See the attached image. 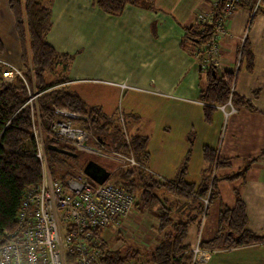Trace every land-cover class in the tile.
Returning a JSON list of instances; mask_svg holds the SVG:
<instances>
[{
  "label": "trees",
  "instance_id": "trees-1",
  "mask_svg": "<svg viewBox=\"0 0 264 264\" xmlns=\"http://www.w3.org/2000/svg\"><path fill=\"white\" fill-rule=\"evenodd\" d=\"M228 1L230 0L219 1L214 9L216 18ZM94 2L101 11L115 14L122 12L127 6L153 9L154 0H94ZM7 3L14 17L23 78L16 76L13 81L1 84L2 72L8 66L0 63V236L4 230H11L15 226V217L24 188L38 184L42 175L40 162L35 156L36 143L31 125V112L29 106L25 105L28 98L27 83L30 89L34 88L39 93L37 105L50 172L55 176L63 177L67 173L62 172L60 168L56 169L55 165L63 167L62 165L72 164L82 167L87 160L93 159L86 154L76 152L70 145L52 136L51 124L57 117L54 107L67 108L88 116L89 128L101 143L124 154H128L130 150L137 162V165L117 167L110 178L115 184L133 193L136 209L155 212L157 220L155 230L159 238L149 253L147 262L189 264V247L184 242L189 225L195 221L199 224L200 216L205 211L201 199L208 193V205L205 211L207 213L209 206L219 198L218 183L222 180L232 181L241 176L248 165L243 171L234 174L212 175L215 169L225 167L229 163L220 158L215 149L205 145L202 147V154L207 163L206 175L199 184L187 182L185 175L193 138L190 136L187 139L189 148L176 177L168 180L155 179L147 169L150 159L147 150L148 138L137 133L129 134L126 128L123 129L118 121V112L106 114L99 106L88 105L69 88L71 78L58 70L60 66H62L61 70L67 69L70 56L67 53L60 54L46 39L52 25L51 8L41 0H7ZM236 3L237 7L244 8L253 15L258 12L264 14V0H238ZM212 28V26L206 27L201 31L200 26L196 24L186 29L183 39L198 46L209 40ZM237 53L239 61L235 71L225 72L221 76L212 66H207V85L199 94V100L204 104L206 122L211 120L213 106L222 105L229 99V85L238 69L243 67L249 72L254 69V55L247 37L238 47ZM254 94L256 96V92ZM230 99L232 106L236 108L254 109L249 100L235 93H232ZM48 146L74 152L76 156L61 154ZM66 157L70 159L67 160ZM261 157H264V153ZM253 161L254 159L249 160V162ZM115 167L116 165L111 169ZM66 170L71 172L72 169ZM164 192L169 196L176 195L190 205L196 203L195 208H191L194 213L190 215L187 212L183 220H175L172 212L178 202H170L164 196ZM235 193L237 197L233 206L221 205L214 236L208 241H201L202 248L211 251L264 242V236L247 227L245 205L236 190ZM139 252L130 246L123 250H112L105 240L100 244L103 264H122L137 257Z\"/></svg>",
  "mask_w": 264,
  "mask_h": 264
},
{
  "label": "crops",
  "instance_id": "crops-1",
  "mask_svg": "<svg viewBox=\"0 0 264 264\" xmlns=\"http://www.w3.org/2000/svg\"><path fill=\"white\" fill-rule=\"evenodd\" d=\"M46 2L54 6L56 11L54 13L58 15L57 21L85 17L90 25L91 22L97 24L102 20L109 31L112 28H118L126 30V33L131 32L136 35L140 42L133 53L137 56L135 61L137 69L124 57L123 59L117 57L119 60L111 64L106 61L103 63L104 67L112 66L111 69L119 70L122 73V75L115 76L114 80H121L120 78L127 76L126 66L131 64L134 79L146 95L187 101L193 103L190 105L195 104L200 108L201 117L197 122L188 117V111L176 112V114L184 115L190 121L188 120L189 122L183 127L179 125V137L176 130V136L179 139L174 142L177 149L176 155L170 163L172 167L162 172L155 160L150 158L147 164L149 171L173 177L179 164L185 158L189 148L187 139L190 136L193 138L185 175L187 182L199 184L206 175L207 163L202 154V147L205 145L215 149L217 155L229 163L225 167L215 169L213 174L216 176L243 171L248 165L241 176L232 181L222 180L218 183L219 198L209 206L202 222L198 224L195 221L189 225L184 243L190 248L198 237L204 242L214 236L219 209L221 205H234L237 197L235 190L245 205L247 227L264 236V157H261V154L264 153V16H257V13L253 15L250 11L237 7L227 19L228 34L220 39L221 67L217 72L219 71L218 75L221 76L225 72L234 70L238 57L237 49L242 39L247 37L251 43L254 69L252 72L243 67L238 69L235 73L234 93L249 100L254 109L236 108L224 103L223 106H213L211 120L206 122L203 112L204 104L200 102L199 94L207 85V65L203 62L202 55L193 54L195 45L183 38L186 29L197 24L195 13L199 8L208 6L207 0H154L153 9L127 6L122 12L115 14L101 11L94 0H46ZM51 12H53L52 9ZM51 26H53V19ZM57 26L58 23L51 27L46 36L51 45L49 36L51 35V38L55 39V35L50 33ZM74 34L77 39H87L85 38L87 34H80L76 31ZM88 36L89 38L93 36L91 29L88 30ZM0 63L22 68L20 46L14 29V17L8 8L7 0H0ZM78 78L80 77L71 78L69 88L85 101L87 99L85 92L72 89V84L77 83L73 81ZM93 105L99 106L105 113L102 106ZM115 112L113 110L106 114ZM218 126L220 128L224 126V136L219 146L216 136L212 137L211 134L213 127ZM135 133L149 139V132L144 129L141 131L137 128ZM147 150L149 155L154 156V151H151L148 141ZM196 159L197 163L193 161ZM250 159H254V161L249 162ZM190 177L193 179H189ZM166 197L170 202H178L172 212V217L176 220H183L187 212L190 215L194 213L191 208H195L196 203L190 205L186 200L176 195ZM134 210L138 211V219L134 216ZM127 222L131 223L132 230H134V226L137 227V232L142 230L138 233L144 236L143 239L134 237V244L140 248V251L150 253L159 238L155 230L157 224L155 212L134 207ZM155 235L156 239L152 241L151 239L155 238ZM126 236H130V234L126 233ZM112 245L110 248L114 250V245ZM123 249L124 247L120 243L115 250ZM147 258L149 259V254ZM208 264H264V242L211 250Z\"/></svg>",
  "mask_w": 264,
  "mask_h": 264
},
{
  "label": "built area",
  "instance_id": "built-area-1",
  "mask_svg": "<svg viewBox=\"0 0 264 264\" xmlns=\"http://www.w3.org/2000/svg\"><path fill=\"white\" fill-rule=\"evenodd\" d=\"M220 0H207V7L195 13L196 23L201 31L213 27L209 40L195 46L194 55H202L203 62L218 70L220 62V39L228 34L227 19L237 8L238 0H230L223 6L216 18L214 11ZM244 38L242 39L243 42ZM242 42L240 46L242 45ZM239 54L234 71L238 67ZM22 76V69L10 67L2 72L1 84ZM234 78L229 85L228 104L234 93ZM28 88V104L31 112V125L36 143V156L42 169L38 184L28 185L21 193L15 226L4 230L0 236V264H103L100 244L102 230L110 229L117 233L122 221L127 220L134 209L135 197L110 178L114 169L120 166L137 165L134 156L113 151L91 132L88 116L67 108L54 107L57 115L51 124V133L56 139L70 145L76 152L91 158L108 160L116 165L109 177L102 183L90 179L83 166L67 171L63 177L50 172L45 155L37 97L39 93ZM220 106V105H219ZM223 106V105H221ZM118 121L125 129L124 116L118 112ZM56 169L60 167L55 165ZM151 172V171H150ZM152 173V172H151ZM212 175H214L212 173ZM158 180L157 177L154 176ZM91 180L95 183H92ZM206 211L208 193L201 199ZM200 216L202 222L206 213ZM201 239L189 248V264H208L211 251L200 245ZM122 264H138L131 259ZM142 264V263H141Z\"/></svg>",
  "mask_w": 264,
  "mask_h": 264
},
{
  "label": "rangeland",
  "instance_id": "rangeland-1",
  "mask_svg": "<svg viewBox=\"0 0 264 264\" xmlns=\"http://www.w3.org/2000/svg\"><path fill=\"white\" fill-rule=\"evenodd\" d=\"M41 1L53 11V26L58 23L56 29H53L50 33L55 35V39L51 38L50 35L49 41L60 54L67 53L70 56L67 69L61 70L62 66H60L58 70L67 74L68 77L72 79L75 78V76L80 77L78 80L73 81L77 83L72 84V89L85 92V98H87L85 101L91 105L96 104L102 106L105 113H110L113 110L122 113L125 120L124 125L129 134L135 133L137 128L141 129V131H143V129L144 131H148V146L150 145L151 151H154V156L150 155V158L155 160L162 172L171 168L172 166L170 163L174 159L177 149L174 142H176V139H179L178 137L180 136L178 127L179 125L183 127L190 119L195 122L200 120V108L195 104L190 105L193 103L187 101L146 95L142 92L134 79L133 66L131 64L126 66L127 70L125 72L130 76L127 75L120 78L121 80H114L115 76L122 75V73L119 72V70L111 69L112 66L108 68L104 67L103 63H105V61L111 64L119 60L117 57L121 59L124 57L126 61L133 63L135 69H137L135 63L137 56L135 54L133 55V53L140 45V42L137 40L134 33H126V30L118 28H112L109 31L106 26H104V21L102 20L97 22V24L91 22L89 25V21L85 17H80V19L71 18L68 21H57L56 17L58 15L54 13V6L47 3L46 0ZM257 16H264V14L258 12ZM89 29L93 31V36L90 38L88 36ZM74 31L80 34H87V37H85L87 39H77ZM123 69L121 70L124 71ZM225 103L229 105L228 102ZM180 110L188 111L187 115L190 119L179 113L176 114V112ZM168 127L169 130H167ZM176 130L178 137L176 136ZM212 131V137L216 136L219 146L224 136V126L221 128L219 126L213 127ZM66 159L69 160L70 158L66 157ZM96 161L109 171L111 167L115 166V164L110 161L102 159H97ZM193 161L197 163V159ZM62 166L66 169H72L73 171L75 168H78L72 164H65ZM181 166L182 162L179 164L173 177L163 176L153 171L152 174L157 177L158 180L173 179L181 169ZM63 167H60V169ZM192 167L194 168V165H192ZM189 179H193V177ZM91 182L95 183L92 180ZM167 195L169 196L167 192H164V196ZM134 212V216L137 217L138 211L134 210ZM130 224L131 223L127 222V220L122 221V227L117 233L112 232L108 228L103 229V240L110 246L116 243L114 245V250L117 248V245L121 243L124 249L130 246L138 251L140 248L134 244L133 238L137 237L143 239L144 236L138 233L140 230L137 232L136 226H134V230H132ZM140 232H142V230ZM126 233L130 234V236H126ZM155 239L156 235L155 238L151 240L154 241ZM148 254L149 252L141 250L138 256L133 257L131 260L138 264H147Z\"/></svg>",
  "mask_w": 264,
  "mask_h": 264
},
{
  "label": "water",
  "instance_id": "water-1",
  "mask_svg": "<svg viewBox=\"0 0 264 264\" xmlns=\"http://www.w3.org/2000/svg\"><path fill=\"white\" fill-rule=\"evenodd\" d=\"M48 148L54 149L55 151H57L61 154L69 155L72 157L76 156V153L59 149L56 146H52V147L48 146ZM83 172L90 179H92L93 181H95L97 183H102L110 175V171L94 159L87 160V162L83 166Z\"/></svg>",
  "mask_w": 264,
  "mask_h": 264
},
{
  "label": "bare ground",
  "instance_id": "bare-ground-1",
  "mask_svg": "<svg viewBox=\"0 0 264 264\" xmlns=\"http://www.w3.org/2000/svg\"><path fill=\"white\" fill-rule=\"evenodd\" d=\"M126 139H127V137H126ZM112 150V149H111ZM113 151H115V150H113ZM118 152V151H117ZM35 156H36V154H35ZM37 157V156H36ZM38 158V157H37ZM38 160H39V158H38ZM106 161H108V160H106ZM18 210H19V207H18ZM18 210H17V212H18ZM17 214V213H16Z\"/></svg>",
  "mask_w": 264,
  "mask_h": 264
}]
</instances>
